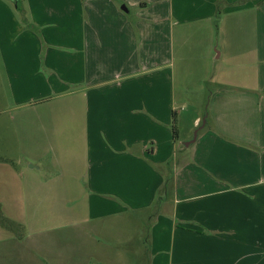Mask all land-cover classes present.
<instances>
[{
	"label": "crops",
	"instance_id": "obj_1",
	"mask_svg": "<svg viewBox=\"0 0 264 264\" xmlns=\"http://www.w3.org/2000/svg\"><path fill=\"white\" fill-rule=\"evenodd\" d=\"M16 9L0 0L13 99L0 131L39 158L24 151L13 159L26 169L0 173L13 221L0 223V264H264V0ZM189 112L199 134L186 147L173 127ZM67 176L87 216L7 212L12 193L25 204L39 185L58 199Z\"/></svg>",
	"mask_w": 264,
	"mask_h": 264
},
{
	"label": "rangeland",
	"instance_id": "obj_2",
	"mask_svg": "<svg viewBox=\"0 0 264 264\" xmlns=\"http://www.w3.org/2000/svg\"><path fill=\"white\" fill-rule=\"evenodd\" d=\"M11 3V5H14V3L11 0H5ZM16 12L18 13V9H16ZM22 20V19H21ZM24 26L25 23L21 21ZM215 72V69L213 67L212 74ZM214 75V74H213ZM211 83H207L206 87H209L211 89H214V81L210 80ZM13 108V99L11 97V91L9 88V83L7 79L5 78L2 70V60L0 56V126L6 127L7 123H9V119L13 116L12 109ZM186 107L184 105H178V110L180 112H184ZM208 113H203V122L206 121V115ZM16 112L14 113V116H16ZM194 116L193 112H189L186 116L183 122H179L177 124V129L179 130L180 138L181 140H187L188 142L192 141L194 139L195 132L198 129H193L192 127V121L191 118ZM18 117V116H17ZM3 133L0 131V173L2 172H8L11 170H21L26 169V162L23 160H15L13 158L21 159V155H23V152L32 154L35 159L39 158V150L36 149V152H32L30 147H23L25 150L18 145L17 141H14V144H10L9 141L2 140ZM8 145V146H7ZM37 148V147H36ZM39 149V148H38ZM40 156L42 157L45 152H40ZM51 155V154H45V156ZM51 161V160H50ZM45 166L47 168H51V165L48 162L45 163ZM27 167H30V165H27ZM65 174L67 172L65 171ZM11 185L16 182V179H10ZM49 181H55L54 178H49ZM64 192L62 195H57L58 199H55L56 195L49 193L51 191L50 188L41 189L40 185L37 186V188H32V193H29L30 201L25 202L23 199V193L18 191L15 193H12L10 196V202L11 205L14 206V208H9L7 212H10L17 218H21L22 220H29V219H44V220H50L54 221L55 217H63L64 219H71V218H78L82 216H87V211L85 210V202L87 199H85V195L83 193H75L71 188L72 179L67 176L64 178ZM72 190V192H70ZM61 197V201H60ZM55 202H62L63 203V209L55 210L53 207V203ZM24 204V205H23ZM44 205H48V209L45 208ZM53 207V208H52ZM0 223L8 227L11 222H13L11 219L7 218L5 216L4 211L1 209L0 206ZM61 214V215H60ZM2 216V217H1ZM130 231V230H129ZM129 234V232H128ZM106 247V243H103ZM95 264V263H94Z\"/></svg>",
	"mask_w": 264,
	"mask_h": 264
},
{
	"label": "water",
	"instance_id": "obj_3",
	"mask_svg": "<svg viewBox=\"0 0 264 264\" xmlns=\"http://www.w3.org/2000/svg\"><path fill=\"white\" fill-rule=\"evenodd\" d=\"M16 6H18L20 0H11ZM206 121L203 122V126L205 125ZM199 134V130L195 132L194 139L188 143L185 144L186 147H189L191 144L195 143L197 141Z\"/></svg>",
	"mask_w": 264,
	"mask_h": 264
},
{
	"label": "trees",
	"instance_id": "obj_4",
	"mask_svg": "<svg viewBox=\"0 0 264 264\" xmlns=\"http://www.w3.org/2000/svg\"><path fill=\"white\" fill-rule=\"evenodd\" d=\"M17 9H21V0L19 1V4H18V6H17ZM173 129H174V132H175V135H177L178 134V129H177V126H176V121H175V123H174V127H173ZM1 215V214H0ZM2 217V216H1Z\"/></svg>",
	"mask_w": 264,
	"mask_h": 264
}]
</instances>
